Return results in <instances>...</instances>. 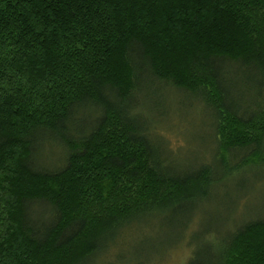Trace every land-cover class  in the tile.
I'll return each instance as SVG.
<instances>
[{
  "label": "trees",
  "instance_id": "obj_1",
  "mask_svg": "<svg viewBox=\"0 0 264 264\" xmlns=\"http://www.w3.org/2000/svg\"><path fill=\"white\" fill-rule=\"evenodd\" d=\"M165 95L211 158L178 162ZM263 170L264 0H0V264H145ZM243 220L184 264H264Z\"/></svg>",
  "mask_w": 264,
  "mask_h": 264
},
{
  "label": "rangeland",
  "instance_id": "obj_2",
  "mask_svg": "<svg viewBox=\"0 0 264 264\" xmlns=\"http://www.w3.org/2000/svg\"><path fill=\"white\" fill-rule=\"evenodd\" d=\"M167 89L170 88L167 87ZM171 95L176 96L174 91H171ZM158 98L159 96L153 95L152 103L157 101ZM162 98V105L160 106L159 104H156L153 106V109L156 115H160V110L170 112V114L173 115H171L173 120L171 124L174 126V131H170V133L168 132V135L172 136V140L175 141L173 144L177 149L174 150V154L176 155L178 162L180 164L199 162V160H201L200 158H211V149L208 147L210 144H208V142L206 144L204 141L206 136L204 134L205 132L201 128L197 129L199 119H201L199 114L200 110L195 109L194 104L192 103L184 104L177 102L175 99L169 98L167 95H165V97H161V99ZM178 129H180L179 132H177ZM181 141L183 142L181 143ZM202 143H205V146ZM177 145L181 146L178 147ZM56 147L57 154L46 160V153H43V158L39 156L40 162L38 161V164H42L43 166L44 162H47L48 166L50 165V167H59L63 161V148L61 146ZM249 180L253 183L250 185V187L247 185L244 188H248V192L250 193V188L255 187L254 193H252L250 196H247L246 198L238 196L236 199V206H233L232 210H228L227 203L216 201V199H218L217 196L213 200H209L207 203H205L201 210L198 209L196 211L199 220L196 219L197 217L194 219V223L198 221V224L194 229V237L189 236L192 243H197L200 241L199 235H201L202 231L200 229L210 230L208 232V235L210 236L209 238L218 239L219 236L217 235V232L221 235L222 232L231 230L237 223L244 221L243 219L246 220L248 216L256 217L259 215H264V170L263 172L257 173L254 178ZM226 185H229V182H227ZM221 195L222 194L219 196ZM198 230L200 231L198 232ZM136 236L137 235L132 236L131 234V236L128 238L125 237L123 240L125 243L130 244L132 239H135ZM186 239L187 240L182 242L179 241L177 244L170 247L171 249L165 250V252L163 251L158 254L151 253L148 255L149 258L144 259L143 263L184 264L189 259L193 251L192 247L194 246L189 245L190 240L187 237ZM205 240H207V238H205ZM154 243L155 241L153 240L152 244ZM123 250L127 253L130 251V246H123ZM103 258L105 260L111 259L109 255Z\"/></svg>",
  "mask_w": 264,
  "mask_h": 264
}]
</instances>
